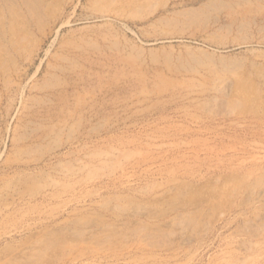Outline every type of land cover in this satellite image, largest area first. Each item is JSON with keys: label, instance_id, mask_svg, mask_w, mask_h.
<instances>
[{"label": "rangeland", "instance_id": "1", "mask_svg": "<svg viewBox=\"0 0 264 264\" xmlns=\"http://www.w3.org/2000/svg\"><path fill=\"white\" fill-rule=\"evenodd\" d=\"M0 264H264V0H0Z\"/></svg>", "mask_w": 264, "mask_h": 264}]
</instances>
